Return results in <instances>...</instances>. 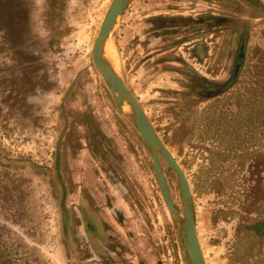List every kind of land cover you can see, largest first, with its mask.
I'll list each match as a JSON object with an SVG mask.
<instances>
[{
    "label": "rangeland",
    "instance_id": "374dc122",
    "mask_svg": "<svg viewBox=\"0 0 264 264\" xmlns=\"http://www.w3.org/2000/svg\"><path fill=\"white\" fill-rule=\"evenodd\" d=\"M110 1L0 0V264H191L91 59ZM106 57L187 179L206 263L264 264V0H129Z\"/></svg>",
    "mask_w": 264,
    "mask_h": 264
},
{
    "label": "water",
    "instance_id": "95a60500",
    "mask_svg": "<svg viewBox=\"0 0 264 264\" xmlns=\"http://www.w3.org/2000/svg\"><path fill=\"white\" fill-rule=\"evenodd\" d=\"M128 1L129 0H111L106 7L102 20L99 24L98 33L95 35L92 42L91 59L95 69L112 94L117 107L142 137L148 147L153 171L156 176L162 198L168 212L178 227L183 245L191 264H207L196 232L193 211L190 202V188L187 179L168 147L164 144V142H162V140L154 131L137 100L128 90L122 78L118 75L113 65L106 57L105 47L110 32L112 31L117 18L123 12ZM242 48L243 47L241 46L240 53L242 52ZM159 157H161L172 169L178 181L181 192V214L177 213L171 201L160 166ZM56 171L57 176L60 179L58 148L56 153ZM64 199L65 188L62 184L61 208L63 224H65L67 217Z\"/></svg>",
    "mask_w": 264,
    "mask_h": 264
},
{
    "label": "crops",
    "instance_id": "0c3cea01",
    "mask_svg": "<svg viewBox=\"0 0 264 264\" xmlns=\"http://www.w3.org/2000/svg\"><path fill=\"white\" fill-rule=\"evenodd\" d=\"M262 249H263V252H264V241H263V244H262Z\"/></svg>",
    "mask_w": 264,
    "mask_h": 264
},
{
    "label": "clouds",
    "instance_id": "9594fccd",
    "mask_svg": "<svg viewBox=\"0 0 264 264\" xmlns=\"http://www.w3.org/2000/svg\"><path fill=\"white\" fill-rule=\"evenodd\" d=\"M33 99V97H29V100L31 101Z\"/></svg>",
    "mask_w": 264,
    "mask_h": 264
},
{
    "label": "bare ground",
    "instance_id": "6f19581e",
    "mask_svg": "<svg viewBox=\"0 0 264 264\" xmlns=\"http://www.w3.org/2000/svg\"><path fill=\"white\" fill-rule=\"evenodd\" d=\"M105 51H106V47H105Z\"/></svg>",
    "mask_w": 264,
    "mask_h": 264
}]
</instances>
